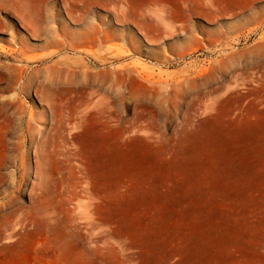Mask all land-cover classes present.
Here are the masks:
<instances>
[{"label":"rangeland","instance_id":"374dc122","mask_svg":"<svg viewBox=\"0 0 264 264\" xmlns=\"http://www.w3.org/2000/svg\"><path fill=\"white\" fill-rule=\"evenodd\" d=\"M44 2L108 39L0 9V264H264V0Z\"/></svg>","mask_w":264,"mask_h":264},{"label":"bare ground","instance_id":"6f19581e","mask_svg":"<svg viewBox=\"0 0 264 264\" xmlns=\"http://www.w3.org/2000/svg\"><path fill=\"white\" fill-rule=\"evenodd\" d=\"M11 1L13 0H0V9H2L3 11L15 12L19 14L18 18L22 21L26 29L31 33L32 37L40 39L42 38L43 34H46V36L43 37V39L40 41L42 44L40 49L58 47L59 49L64 48L70 50H78L83 46L95 45L99 42L104 43L108 39V32H103L95 27H91L90 22L88 21V19H86V14L89 10L85 7L81 8L82 13L80 16L73 17V21L78 22L79 25L84 27L85 29L93 28L94 31H86L69 37L64 33H60L58 30L43 32L45 30L44 24L47 21L46 12L49 11L48 5L46 2H44V0H18V2L16 3H18L19 5L14 4L18 6V10H16L15 7L12 5L13 2L10 3ZM18 42V44L21 45L19 49L10 50L6 53H9V56L12 59L20 60L21 63L26 64V67H16V71L23 77L22 80H26V88L22 89V93L28 94L32 84V77L35 74V68L30 69V64L32 62H37L41 65H44L49 58L54 56V53L44 56H29L28 53L31 51V49L28 47L27 42L21 39L18 40ZM54 64L58 65L57 63ZM29 70L30 72H28ZM22 167L24 169V163H22Z\"/></svg>","mask_w":264,"mask_h":264}]
</instances>
